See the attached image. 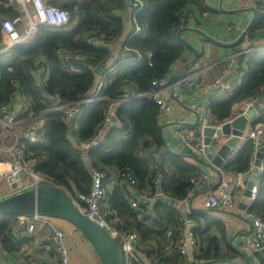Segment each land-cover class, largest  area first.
<instances>
[{
	"label": "trees",
	"instance_id": "trees-1",
	"mask_svg": "<svg viewBox=\"0 0 264 264\" xmlns=\"http://www.w3.org/2000/svg\"><path fill=\"white\" fill-rule=\"evenodd\" d=\"M143 1L145 10L136 18L142 33L129 39L124 46L149 52L151 66L145 60L118 63L115 74L107 79L102 100L88 106L79 117V142H89L96 136L109 105L118 101L125 90L130 96L140 97L120 105L115 112L118 127L104 132L101 145L88 155H83L71 140L70 124L62 112L51 111L54 106L52 97L59 95L60 104L69 108L90 95L97 77L88 67L104 68L110 55L108 49L88 45L86 38L93 36L112 41L122 35L123 0L49 1V4L69 13L68 25L41 28L33 44L15 47L0 60V107L11 105L14 96L19 94L32 116L44 120L40 140L26 145L24 155L35 162V171L46 178L49 185L62 189L68 195L89 193L91 169L127 171L136 178L138 188L147 191L150 178L155 175L154 166L162 175V191L168 198L182 201L192 193L190 182L198 172L185 162L182 155L164 151L158 107L145 95L151 91L152 81L165 78L185 51L184 44L174 31L179 14L190 5L204 8V0ZM18 15L11 0H0V19H14ZM250 29L252 36V32L264 29V13L257 15ZM63 52L78 57L73 64L80 68V73L70 71L64 64L61 58ZM124 54L127 58L134 56L131 51ZM40 58L44 62L37 64ZM239 63L243 75L241 84L222 107L215 109L220 118L218 121L230 116L229 109L234 104L255 95L264 99V93L260 91L264 86V52H251L246 58H240ZM39 65L49 73L43 87L35 79ZM256 123L264 126V113ZM159 155L161 163L156 162ZM253 157V146L247 142L223 170L225 173L246 175L250 172ZM256 188V197L249 211L264 219V174L257 178ZM106 206L117 214L125 230L134 231L144 241L155 242L159 246L165 242L166 231L178 227L182 217L173 208L158 203L151 208L149 216L142 215L138 219L139 213L130 208L118 186L108 193ZM191 218L200 244H203L198 254L200 264H237L235 259L239 257L251 263V257L240 254L230 244H223L224 226L220 222L210 221L209 216L204 214L200 217L202 221L196 213ZM12 219L0 218V237L3 240L10 236L9 221ZM210 226L218 231L219 237L209 233ZM222 244L224 249H221ZM161 257L159 251L156 258ZM258 264H264V259Z\"/></svg>",
	"mask_w": 264,
	"mask_h": 264
},
{
	"label": "built area",
	"instance_id": "built-area-1",
	"mask_svg": "<svg viewBox=\"0 0 264 264\" xmlns=\"http://www.w3.org/2000/svg\"><path fill=\"white\" fill-rule=\"evenodd\" d=\"M11 2L18 9L19 15L14 19H0V60L9 55L15 47H27L33 44L41 28L65 27L70 21L67 11L49 4L48 0H11ZM123 3L124 9L121 18L127 29L126 35L112 41L93 36L86 38V43L96 49L109 50L114 45L118 47V55L102 68V76L98 77L93 73L96 68L88 67L97 77L96 86L90 95L79 101L77 105L69 108H65L60 104L59 95L55 94L52 97L54 106L51 111L60 110L62 112L65 120L71 125L74 144L83 155H88L91 150L101 145L103 133L105 130L110 129L112 118H116L115 112L120 105L140 97L130 96L125 90L118 101L109 105L96 136L89 142H79L77 138L79 117L88 106L102 100L101 95L107 79L115 74L118 63L145 60L151 66V54L149 52L128 49L124 46L129 39L142 33V27L137 23L136 18L145 10V2L143 0H123ZM258 4L259 7L264 8V0H258ZM125 18L128 20L127 23ZM188 18L189 13L186 10L181 11L174 28L176 34L186 28ZM230 31L241 34L244 29L242 31L236 26H231ZM252 40L253 36L247 33L240 44L248 43V47L235 48L229 55L228 59L231 63H234L235 71L238 74H241L240 58H246L251 52L264 50V46H257L258 43L252 44ZM127 51L133 52L134 56L127 58L124 54ZM61 58L70 71L74 73L81 72L80 68L73 64V60L78 59L76 55L63 52ZM48 77V71L42 65H39L35 75L37 84L42 87L45 86ZM175 89L178 90V99L186 93L200 90L212 91L221 96L229 95L233 90L232 84L224 80L223 74L209 82L202 80L195 74L179 75L174 82H170L166 77L156 79L151 83V91L145 96L152 99L158 107V123L170 114L172 107L167 99V93ZM260 91L264 93V86ZM250 108L255 110V115L248 120L247 126L249 128L247 131L245 129L246 132L244 131L236 146L230 150L221 167L217 169L221 181L215 191L207 193L202 199L201 208L203 210L214 209L227 212L231 215H242L250 225V232L239 238V252L242 255L252 257L253 252L260 251L264 247V219L249 211L256 197V184L244 212L238 210L237 197L238 193L241 192L240 190L244 188L245 177L251 173L254 157L248 174H234L233 181L222 180V177L227 174L223 167L247 142L252 144L254 156L259 145L264 142L262 140L264 126L256 123L257 119L264 113V99L255 95L237 103L234 105V110H232L230 116L221 121L212 120L206 116L208 109L204 108L203 113L205 115L200 119V123L197 124L192 134L187 133L182 128L174 130L173 133L180 138L182 149L190 157L195 159L205 158L207 160V151L212 155L214 154L213 152H215L217 146L216 141L219 138L211 137L209 142L206 143L205 130H219L224 125L231 124L235 119L244 115ZM25 123L28 124L24 125ZM43 125L44 120L32 116L29 108L21 101L19 94L14 96L11 105L0 107V201L25 191L37 189L40 186L49 185L48 180L35 171V162L26 157L23 152L26 145L38 143ZM152 169L155 171V175L150 178V188L147 191H141L138 188L136 178L127 171L91 169L92 182L89 193L87 195L74 193L69 197L72 204L82 215L104 229L111 239L117 243L122 255V264H200L198 254L203 244H200L195 233V223L191 218L194 212H188L185 217L182 216L178 227L175 229H168L165 233V242L159 246L155 242L144 241L134 231L125 230L122 222L118 220L117 214L106 206L108 193L116 186L121 188L130 208L139 213L138 219H141L142 215L149 216L151 208L158 203L168 206L171 199L162 191V175L156 166ZM263 174L264 164L262 160L256 178ZM209 181L208 174L198 171L196 177L190 182L193 188L192 193L188 195L187 199L173 201L178 203V206L182 203L188 205L195 194L207 186ZM170 207L173 208V206ZM173 209L177 211L178 207ZM17 218L22 224L26 225V230L29 232H33L36 226L45 229L48 244L46 248L51 255V264H71V253L66 245V233L56 225L55 219L36 215ZM159 251L162 254L160 259L156 258Z\"/></svg>",
	"mask_w": 264,
	"mask_h": 264
},
{
	"label": "crops",
	"instance_id": "crops-1",
	"mask_svg": "<svg viewBox=\"0 0 264 264\" xmlns=\"http://www.w3.org/2000/svg\"><path fill=\"white\" fill-rule=\"evenodd\" d=\"M49 1L52 0H48V2ZM14 9L18 13V9L15 5ZM251 9H255V14ZM185 10L189 13L186 29H190L193 32H184L181 37L191 48L189 49L184 45L185 51L181 58L171 66L166 78L170 82H174L179 75L195 74L202 80L209 82L215 77L223 74L224 80L232 84L233 90L229 95L224 96L218 95L212 91L200 90L193 93H186L179 99L177 98V89L169 91V93H167V99L171 103L172 110L170 114L159 121V127L162 129L164 151L182 155L185 162L196 168L197 172L202 171L209 175L210 181L208 185L197 192L192 198V208L198 211L194 213H196L199 218L201 214H204L209 216L210 221L220 222L224 226L223 244H230L239 252V238L243 234L250 232L249 223L242 215H231L227 212L211 213L202 211V199L207 193L215 191L219 184L220 174L211 167L210 162L207 161L208 159H195L190 157L182 149L180 138L174 135L173 131L182 128L186 130L187 133L190 132V134H192L197 124L200 123V119L205 115L203 113L204 108L208 109L206 116L210 119H220L215 109L222 107L227 98L231 97L237 91L243 78V75L241 76V74L236 73L234 63H231L228 59L229 55L235 48L248 47V43L240 44L242 41L239 43L240 45H234L240 34L231 32L230 27L236 26L242 31L243 29L245 30L253 17L256 18L259 13H264V8L259 7L258 0H204V8L190 5ZM123 15L125 16L124 13ZM125 20L127 23V18H125ZM195 31L203 33L207 38H202L198 33H195ZM126 33L127 29L123 25V33L121 36L123 37ZM249 33L251 35V31ZM252 34V44L258 43L257 46H264V29H258L252 32ZM220 43L222 45H219ZM192 49L196 50L199 56L192 65H189L190 61L195 57ZM108 51L110 58L106 64L118 55V47L114 45ZM256 52H264V50L260 49ZM43 62L44 59L40 58L37 64ZM261 98L263 99L262 96ZM234 105L230 107L229 115L232 110H234ZM26 124L28 123L24 125ZM112 127H118L117 121L112 122L110 129ZM248 128L247 126L246 131ZM71 131L72 128L70 125V138L74 142ZM107 131L108 130H105L104 132ZM225 140L226 137L217 139V146L215 152H213L214 154ZM262 140H264V136ZM156 162L161 163V155L156 158ZM234 178L235 176L233 173H227L223 175L222 180L233 181ZM256 182L257 178L255 184ZM240 191L237 197V205L242 198L244 188ZM200 220L202 221L201 218ZM55 223L66 233V245L71 253V264H101L89 243L71 224L58 220H56ZM9 225L11 227L9 238L3 240L0 237V264H51V255L46 248L48 245L47 232L43 227L36 226L33 232H29L26 230V225L22 224L17 217L10 220ZM209 233L212 235L216 234L219 237L218 231H216L213 226H210ZM204 234L202 236H204ZM10 240L13 242H10ZM223 244L221 249H224ZM251 258L250 264H258L253 257ZM241 262L245 264L242 257L235 259V263L238 264Z\"/></svg>",
	"mask_w": 264,
	"mask_h": 264
},
{
	"label": "water",
	"instance_id": "water-1",
	"mask_svg": "<svg viewBox=\"0 0 264 264\" xmlns=\"http://www.w3.org/2000/svg\"><path fill=\"white\" fill-rule=\"evenodd\" d=\"M251 11L254 14L256 12L255 9H251ZM254 18L255 17H253L250 24L240 34L234 45H238L242 41L243 37L250 32ZM189 31L193 32L192 30L185 28L180 31L177 36L180 41L190 49L191 46L181 37L182 33ZM195 33H198L202 38L206 37L201 32L195 31ZM219 45L222 44L220 43ZM193 52L195 57L192 61H190L189 65H192L199 56V53L196 50H193ZM93 73L100 77L103 75V69L97 67L94 69ZM254 115L255 110L250 108L244 113V115L235 119L231 124L224 125L219 130H205L206 143L209 142L211 137H226V140L214 155L207 151V159L210 161L213 169L217 170L221 167L223 160L227 158L230 150L236 146L239 138L242 137L247 127L248 120H250ZM112 122H116V118H112ZM161 130L162 129L160 128V136L163 141ZM262 160H264V142L259 145L254 156V164L251 173L245 177L244 180L243 195L237 205L238 210L241 212L246 210V207L251 199L252 190L255 186L256 175L259 173ZM220 181L221 178H219L218 183H220ZM168 206H173V208L178 207L177 211L184 217L188 214V212H198L192 208V199L189 201L188 205L182 203L179 206L178 203L170 200ZM202 211L224 213L214 209H202ZM34 215L48 217L55 220H62L71 224L86 239L101 264H122V255L117 243L111 239L109 234L104 229L82 215L72 204L69 195L62 189L52 185L40 186L37 189L25 191L0 201V218L29 217ZM252 257L257 261V263L262 262L264 259V247L260 251L253 252ZM245 264H249V261L246 260Z\"/></svg>",
	"mask_w": 264,
	"mask_h": 264
},
{
	"label": "rangeland",
	"instance_id": "rangeland-1",
	"mask_svg": "<svg viewBox=\"0 0 264 264\" xmlns=\"http://www.w3.org/2000/svg\"><path fill=\"white\" fill-rule=\"evenodd\" d=\"M253 20V19H252ZM2 192H3V190H2ZM58 221H62V220H58ZM200 237V240H201V236H199Z\"/></svg>",
	"mask_w": 264,
	"mask_h": 264
}]
</instances>
